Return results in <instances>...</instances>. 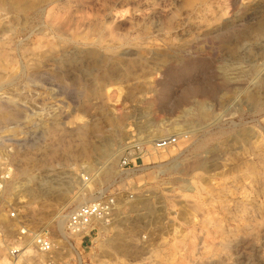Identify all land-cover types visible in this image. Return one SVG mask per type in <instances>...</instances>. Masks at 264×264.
<instances>
[{
    "label": "rangeland",
    "instance_id": "1",
    "mask_svg": "<svg viewBox=\"0 0 264 264\" xmlns=\"http://www.w3.org/2000/svg\"><path fill=\"white\" fill-rule=\"evenodd\" d=\"M23 2L0 0V258L24 224L51 264H264V0ZM114 186L108 223L61 241L56 217Z\"/></svg>",
    "mask_w": 264,
    "mask_h": 264
},
{
    "label": "built area",
    "instance_id": "2",
    "mask_svg": "<svg viewBox=\"0 0 264 264\" xmlns=\"http://www.w3.org/2000/svg\"><path fill=\"white\" fill-rule=\"evenodd\" d=\"M177 142L175 136H165L153 140L149 145L129 142L123 154L118 160V168L121 172L140 169V161L145 152L155 153L164 150ZM13 178L12 164L5 158L0 159V191H3L5 184ZM86 178V177H85ZM87 180V178L85 179ZM116 187L101 188L91 193L90 198L82 203L76 204L67 211L64 216V228L72 237L82 240L96 231L99 221L110 218L117 204V193L112 192ZM132 197V196H131ZM19 209L11 205L7 209V220L19 218ZM21 226V225H20ZM18 227L19 234L6 248L4 255L0 258V264H51L50 260H41L53 251V243L48 233L31 231L29 227ZM1 235V233H0ZM79 237V238H78ZM31 242L28 244L26 240ZM5 259L7 262L3 263Z\"/></svg>",
    "mask_w": 264,
    "mask_h": 264
},
{
    "label": "bare ground",
    "instance_id": "3",
    "mask_svg": "<svg viewBox=\"0 0 264 264\" xmlns=\"http://www.w3.org/2000/svg\"><path fill=\"white\" fill-rule=\"evenodd\" d=\"M16 1V0H15ZM19 1H23V0H19ZM31 1V0H30ZM30 1H28V0H25V2H23V3H21L20 5H19V7H20V9L21 10H23V12L24 11H27V10H30V9H32L33 8V6H35L32 2H30ZM34 2H35V0H34ZM14 2H12L11 4H12V8H14L15 6L14 5H16V3L17 2H15L14 4H13ZM18 6V5H17ZM199 106V109H200V115L201 116H205L206 115V111H204L203 110V108L200 106V105H198ZM10 113L11 112H9L8 113V111H4L3 109H0V119H6V118H9L11 115H10ZM12 117V116H11ZM178 135H180L181 136V133H177ZM211 137V136H210ZM206 139V138H205ZM104 147V146H103ZM122 152V148H120V149H118V152H117V155L116 156H119L120 155V153ZM107 153V152H106ZM115 156V157H116ZM145 156V155H144ZM147 156V155H146ZM154 159V158H153ZM109 163H107V164H102L101 165V167H99V168H97V170H100L99 171V173H98V175L100 176V174H106V173H108L109 172ZM46 174H44L42 177H40V176H32L31 178H30V180L31 179H35V182H36V187H35V189H36V191L38 190V191H41L42 193H45L46 192V190H47V184H48V182H50L51 183V180L49 179V176H50V174H48L47 172H45ZM37 175V174H36ZM54 181V180H53ZM27 183V182H26ZM29 183V182H28ZM49 183V184H50ZM53 183V182H52ZM55 183V182H54ZM59 184V183H58ZM29 187V186H28ZM47 187V188H46ZM56 189V188H55ZM24 190H26L27 192H29V191H32L33 189L32 188H30V190H29V188H27V189H24ZM50 190V189H49ZM57 191V190H56ZM35 193V192H34ZM49 193V192H48ZM36 194V193H35ZM47 195V194H46ZM48 197V196H47ZM35 198V197H34ZM146 200V199H145ZM82 202H84V201H82ZM81 202V203H82ZM79 204V203H78ZM131 207L132 208H136V209H138V210H143L144 209V207L146 208V202H144V201H141V202H139V203H136L135 205H131ZM137 210V211H138ZM56 218H58V232H59V235H61V241H64L65 243H67L70 247H72V244L70 243V241H69V239H68V235H70V233L68 234H66V232L63 230V228H62V223H63V225H64V219H65V216H64V214H59L58 215V217H56ZM101 224H102V226H104V225H106V222H107V220L105 219V220H102V221H99ZM108 223V222H107ZM22 227H24L23 225H21L20 226V228H22ZM103 228V227H102ZM55 229V228H54ZM45 233V232H44ZM46 234V233H45ZM52 241V240H51ZM30 242H31V240H30ZM29 242V243H30ZM55 245V244H54Z\"/></svg>",
    "mask_w": 264,
    "mask_h": 264
}]
</instances>
